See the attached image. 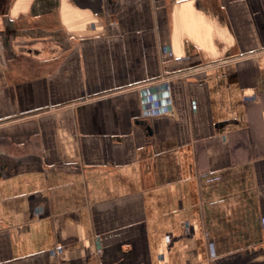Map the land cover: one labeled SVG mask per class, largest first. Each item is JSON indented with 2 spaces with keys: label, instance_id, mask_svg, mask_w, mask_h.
Here are the masks:
<instances>
[{
  "label": "crops",
  "instance_id": "crops-1",
  "mask_svg": "<svg viewBox=\"0 0 264 264\" xmlns=\"http://www.w3.org/2000/svg\"><path fill=\"white\" fill-rule=\"evenodd\" d=\"M0 264H264V0H0Z\"/></svg>",
  "mask_w": 264,
  "mask_h": 264
}]
</instances>
